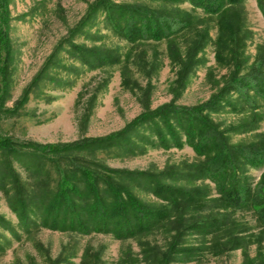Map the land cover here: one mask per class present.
Instances as JSON below:
<instances>
[{
  "label": "rangeland",
  "instance_id": "rangeland-1",
  "mask_svg": "<svg viewBox=\"0 0 264 264\" xmlns=\"http://www.w3.org/2000/svg\"><path fill=\"white\" fill-rule=\"evenodd\" d=\"M94 1L8 0L11 84L6 93V108L12 109L23 99L45 60L67 39ZM113 3L154 10L176 9L191 16L194 24L171 42L160 39L128 43L106 24L105 15L98 13L72 41L84 49L113 50L111 57L100 66L84 65L76 55L70 56L71 47L62 42L58 53L62 65L47 71L31 88L17 116H6L0 121L1 136L11 137L16 143L40 144L103 137L122 129L143 111L144 105L151 110L171 101L182 107L200 105L234 74L248 76L260 67L259 73L264 71V0H243L240 7L220 16L193 8L186 0L173 5L153 0ZM182 76L184 85L177 91L176 83ZM228 98L235 109L226 107L210 117L225 131L229 144L264 146V96H254L252 104L238 98L235 91ZM140 133L149 136L154 144L143 145V150L135 154L115 150L100 153L98 158L118 170L159 173L170 168L182 174L187 173L190 165L204 160L185 143L184 137L182 147L164 149L156 144L150 131L142 128ZM5 163L11 165L12 175L6 171ZM41 169L40 163L30 157L14 155L3 160L0 155V218L4 221L0 224V264H264V222L260 214L252 207L225 208L217 200L210 178H193L188 184L185 180L180 182L186 188L204 189L203 201L179 209L177 215L172 213L168 221L148 233L120 240L112 233L81 234L41 226L44 207L40 198L44 200L55 189L56 182L50 173L47 190L36 185L45 171H52L47 167ZM263 174L264 155L258 163H241L236 171L239 181L252 192L259 187ZM15 176L24 194L36 195L41 205L30 216L33 226L29 230L19 223L12 210L19 195L13 182ZM135 194L146 203H159L149 192L136 189ZM190 215L197 220L219 219L223 227L213 235L205 234L207 226L187 232L178 249L195 251L169 261L173 240L179 230L190 224Z\"/></svg>",
  "mask_w": 264,
  "mask_h": 264
},
{
  "label": "trees",
  "instance_id": "trees-1",
  "mask_svg": "<svg viewBox=\"0 0 264 264\" xmlns=\"http://www.w3.org/2000/svg\"><path fill=\"white\" fill-rule=\"evenodd\" d=\"M153 1L173 5L181 0ZM186 1L193 8L202 9L206 14L213 16H220L243 3V0ZM7 5L8 0H0V121L6 116H17L31 88L37 85L47 71L62 65L58 58L62 42L71 47L70 56L76 55L75 58L84 65L100 66L106 63L105 59L111 57L113 50L104 47L84 49L83 45L72 41V37L82 34L86 25L98 13H103L106 24L128 43L160 39L171 42L194 24L191 16L176 9L154 10L140 5L115 4L113 0H95L67 39L60 42L45 60L26 88L23 99L20 98L15 107L9 109L5 107L6 93L11 84ZM262 12L264 13L263 4ZM190 64L192 65V61ZM259 69L244 77L234 74L216 94L200 105L182 107L171 101L153 110L144 105L143 111L122 129L103 137H82L67 143L40 144L16 143L11 137L0 135V155L3 160L5 157L8 159L14 155H24L39 162L42 169L47 167L52 170L45 171L40 176L42 181L36 183L47 190L46 180H49L50 173L56 179L55 189L48 196H44V200L40 198L44 207H41L43 211L40 225L44 227L81 234L112 233L120 240L135 238L164 224L171 218L172 213L177 215L179 209L195 206L203 201L206 197L204 189L186 188L180 183L185 180L188 184L199 177L212 180L218 195L217 200L225 208L252 207L258 211L264 222V174L255 192L248 189L236 176L241 163L260 162L264 155V146L230 145L225 131L219 129L210 117L211 114L222 112L226 107L235 109L228 98L230 92H237L238 98L251 104L254 102V96H264V71L259 73ZM187 70L185 67V74ZM184 80L182 76L176 83L177 91L183 87ZM142 128L150 131L156 144L164 149L182 147L184 137L185 143L192 147L198 156L204 157V160L195 166L190 165L187 173L182 174L178 169L170 168L159 173L118 170L104 165L98 158L100 153L115 150L135 154L143 150V145L154 144L149 136L140 133ZM5 167L12 175L11 165L5 163ZM17 181L15 176L13 182L18 186L19 195L16 200L18 203L12 206V210L16 213L19 223L29 230L33 226L30 216L34 209L41 205L39 199L35 198L36 195L27 197L24 188ZM136 189L151 193L159 203L155 205L139 199L135 194ZM189 217L190 224L179 230L173 240V249L168 253L169 261L179 260V254L187 257L195 251L178 249L187 232L207 226L204 227L205 234L213 235L223 227L219 219L197 220L192 218V215ZM3 223L0 218V224Z\"/></svg>",
  "mask_w": 264,
  "mask_h": 264
}]
</instances>
